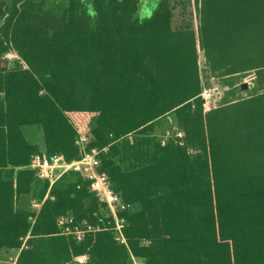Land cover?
Wrapping results in <instances>:
<instances>
[{"label": "trees", "instance_id": "16d2710c", "mask_svg": "<svg viewBox=\"0 0 264 264\" xmlns=\"http://www.w3.org/2000/svg\"><path fill=\"white\" fill-rule=\"evenodd\" d=\"M187 4L195 22L177 17ZM208 83L218 100L199 96ZM169 116L182 136L162 143ZM86 129L133 206L127 245L80 172L31 167L80 158ZM61 215L100 229L77 240ZM0 249L15 264H264V0H0Z\"/></svg>", "mask_w": 264, "mask_h": 264}, {"label": "built area", "instance_id": "2783aa9c", "mask_svg": "<svg viewBox=\"0 0 264 264\" xmlns=\"http://www.w3.org/2000/svg\"><path fill=\"white\" fill-rule=\"evenodd\" d=\"M9 61L22 60L15 51H7L2 56ZM249 84L252 83V80ZM248 84V83H247ZM205 101L219 99L222 96V88L216 83L204 84L199 94ZM181 137L182 131L177 127L166 129L162 136V143L169 137ZM92 135L90 129H86L75 138V144L81 149L82 156L78 159L66 161L61 154L48 155L46 153L36 154L32 157L31 167L36 170V174L41 179H48L52 183L59 175L68 169H73L81 173V175L90 181V188L95 193L99 201L105 203L113 217L112 230L114 238L119 244L127 245V237L124 234L126 226V218L121 213L126 209H131V204L125 203L122 197L116 193L110 186L107 174L100 167L99 153L100 149L96 146H90ZM104 150L106 148H103ZM59 170V171H57ZM47 196V195H46ZM45 196V197H46ZM43 200L32 201L31 208L37 213L42 206ZM57 226L61 233L72 234L77 240H81L86 232L99 230L100 226L94 227L91 224L81 226L76 223L72 215H61L57 218ZM147 240H142L146 244ZM25 245V241L22 246ZM17 255L8 257L0 264H15ZM130 264H144V262L135 256L131 257Z\"/></svg>", "mask_w": 264, "mask_h": 264}, {"label": "rangeland", "instance_id": "374dc122", "mask_svg": "<svg viewBox=\"0 0 264 264\" xmlns=\"http://www.w3.org/2000/svg\"><path fill=\"white\" fill-rule=\"evenodd\" d=\"M179 7H181V6H179ZM190 12H191L190 11V6L187 4V6L185 8V14L184 15L181 16L180 15L179 8L177 9V17H179V18H182L183 17V19H185L186 21L189 20V18L192 17V21L195 22L194 16L191 15V14H189ZM244 81L246 83H248V86L245 89L246 90L247 89L249 90L248 87L250 86V88H251V84L252 83L249 84L250 81H248V79H244ZM216 100H218V99H216ZM216 100H214V101H216ZM171 123H172V116H169V117H167L165 119L160 120L159 123H158V125H157V127H156V133H161L163 130H165L166 127H170L171 126ZM26 130H27V128L25 129V132H26ZM12 254H14V252ZM9 255H11V254H9ZM1 256L4 257L5 259L8 257L7 253H4L3 255H1V251H0V257Z\"/></svg>", "mask_w": 264, "mask_h": 264}, {"label": "crops", "instance_id": "0c3cea01", "mask_svg": "<svg viewBox=\"0 0 264 264\" xmlns=\"http://www.w3.org/2000/svg\"><path fill=\"white\" fill-rule=\"evenodd\" d=\"M26 134L31 140L39 142V140H40V132L35 127H28L27 130H26ZM57 171H59V170H57ZM57 174L60 175L61 172H58ZM0 251H1V255H3L4 253H7L8 257H10V256L17 255L19 249L18 250H15V249H0ZM13 252H14V254H12ZM9 254H11V255H9ZM6 259L4 257H2V256L0 257V261H5ZM86 259H87V255L86 254H82V255H79V256L76 257V260L80 261V262H85Z\"/></svg>", "mask_w": 264, "mask_h": 264}, {"label": "water", "instance_id": "95a60500", "mask_svg": "<svg viewBox=\"0 0 264 264\" xmlns=\"http://www.w3.org/2000/svg\"><path fill=\"white\" fill-rule=\"evenodd\" d=\"M247 86H248V84H247L246 82L241 83V87H242L243 89H245Z\"/></svg>", "mask_w": 264, "mask_h": 264}]
</instances>
